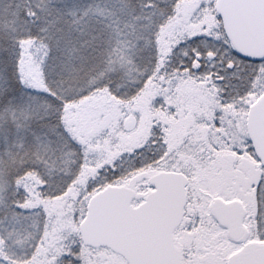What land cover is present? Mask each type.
Masks as SVG:
<instances>
[{"label": "snow or ice", "instance_id": "6c2138e0", "mask_svg": "<svg viewBox=\"0 0 264 264\" xmlns=\"http://www.w3.org/2000/svg\"><path fill=\"white\" fill-rule=\"evenodd\" d=\"M0 264H264V0H0Z\"/></svg>", "mask_w": 264, "mask_h": 264}]
</instances>
